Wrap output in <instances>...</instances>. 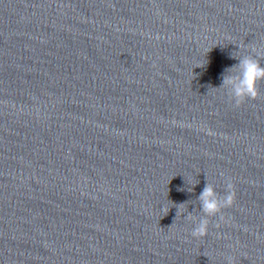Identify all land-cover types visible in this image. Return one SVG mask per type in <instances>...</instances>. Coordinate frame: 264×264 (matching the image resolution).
Instances as JSON below:
<instances>
[{"label":"water","instance_id":"water-1","mask_svg":"<svg viewBox=\"0 0 264 264\" xmlns=\"http://www.w3.org/2000/svg\"><path fill=\"white\" fill-rule=\"evenodd\" d=\"M237 45L264 49V0H0V264H264V81L219 88Z\"/></svg>","mask_w":264,"mask_h":264},{"label":"clouds","instance_id":"clouds-1","mask_svg":"<svg viewBox=\"0 0 264 264\" xmlns=\"http://www.w3.org/2000/svg\"><path fill=\"white\" fill-rule=\"evenodd\" d=\"M238 48L239 51L232 53L231 57L238 60V63L226 69L225 74L222 76V83L219 86V88L226 90L230 102L235 107H240L250 99H256L259 95V83L264 81V65L260 63V58L264 57V49L253 47L249 54L240 55L241 46H238ZM192 190V188L188 189V191ZM235 199L234 185L230 180L226 183L225 193L222 197L217 193L214 186L208 182L198 197L203 216L196 219L189 214L186 217L194 224L191 235L195 238L205 237L208 234V218L217 216L222 209L233 206ZM180 211V208H178L176 217L180 214ZM168 212L165 211V216ZM220 219L222 220L223 216H220ZM225 259L227 264H234L232 256H227Z\"/></svg>","mask_w":264,"mask_h":264}]
</instances>
